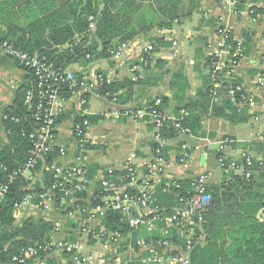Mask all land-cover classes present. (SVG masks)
I'll list each match as a JSON object with an SVG mask.
<instances>
[{"label":"built area","instance_id":"2783aa9c","mask_svg":"<svg viewBox=\"0 0 264 264\" xmlns=\"http://www.w3.org/2000/svg\"><path fill=\"white\" fill-rule=\"evenodd\" d=\"M235 4L234 0H226ZM177 22L171 29H165L164 41L171 45L173 55L178 54L176 35ZM88 30H96V19L88 17ZM216 38L208 42L207 49L212 62L208 65L209 89L208 98L211 103H217L221 89L226 87L225 96L235 106L238 112L256 105L254 96L247 93L241 85H230V80L239 62L245 57L242 44L235 43L233 47L231 35L226 28L219 27ZM141 47L140 54L131 66L135 72L140 65L147 67L156 57L154 44H139L123 42L109 47L107 54L113 61H121L123 57L133 61L128 51ZM0 54L25 69L32 78L31 86L23 96V106L28 111L27 116L8 117L3 115V121L11 124H23L20 137L28 144V156L25 161L6 174L0 180V209L13 184L18 183L22 191L27 190L21 201L13 205L15 219L22 217L43 218L52 220L59 216H78L77 234L88 236L91 232L88 223L102 221L108 212L118 213V221L130 231L143 233L137 241L139 248L138 264H190V254L193 249L203 244L204 236L201 229L203 215L210 207V195L207 188L213 182L210 171H198L193 167L191 141L210 146L208 139H200L193 135L183 122L189 113L180 110L175 115H169L161 107V101L155 99L151 106L143 109H111L104 117L119 120L121 116L145 118L154 128L151 160L144 170L134 165L135 156L126 159L120 174L115 171H102L94 179L88 171L87 133L90 123L87 119L78 120L73 127V147L57 146L58 120L64 111V102L60 94L67 90L70 98L94 94L107 103L117 104V95L109 91L100 93L115 81L110 74L84 72L74 75L67 69L55 68L45 57L30 54L17 48L12 42L0 39ZM90 59V55L85 56ZM138 63V64H137ZM140 79L131 76L132 82ZM264 74L258 76L256 83L262 86ZM225 84V86H223ZM69 98V99H70ZM173 125L184 142L176 141L174 162L181 168L182 176H169L168 163L164 152L168 148V140L162 136L166 125ZM261 139L264 144V121L261 124ZM8 134V132H6ZM186 140V141H185ZM226 141H216V160L225 178L241 177L247 179L252 171L253 159L242 155L240 161L226 155ZM48 160H50L48 162ZM5 173L6 166L0 165ZM185 181V182H183ZM95 184V186H93ZM39 192H35V188ZM87 194V207L81 206L80 195ZM160 194H169L174 203L169 208L160 201ZM84 216V218H83ZM98 231V239L103 240L102 248L114 252L118 248L123 234L119 231L108 233L103 224ZM62 228L55 225L50 240L41 244L24 247L10 260L11 264H32L46 261L55 252L67 253L69 258L62 264H86L87 256L80 250L79 242H68L65 236H60ZM65 231V230H64ZM75 232V231H74Z\"/></svg>","mask_w":264,"mask_h":264},{"label":"crops","instance_id":"0c3cea01","mask_svg":"<svg viewBox=\"0 0 264 264\" xmlns=\"http://www.w3.org/2000/svg\"><path fill=\"white\" fill-rule=\"evenodd\" d=\"M234 1H236L235 4L227 3L226 0H203L198 12L177 24L174 36L179 49L177 55H173L171 45H164L169 44L164 41L167 37L164 30H155L129 41L131 44L134 42L143 45L151 43L157 50L162 43L164 45L163 52L156 51V57L161 54L160 60L151 61L145 68L138 65L139 68L135 72L132 71L131 66L136 63L135 60L139 57L141 47L128 51V54L134 58L133 61L125 56L118 62L112 59L111 61L101 59L91 64L80 62L68 66L67 71L74 75H81L84 72L104 73L110 74L115 81L130 80V77L135 75L142 80L154 76L157 85L153 89L151 88L154 85L151 84L140 87V91L138 87H135L129 96L121 91L120 94L127 95V103L122 105L112 102L109 104L92 93L87 94V101L79 96L67 99L64 102L63 114L58 120L56 145L73 147L72 134L75 123L83 117L97 118L98 121L90 125L87 133L90 142L88 152L94 155L90 158L87 153L90 178L95 180L102 171L120 172L126 159L132 154L135 156L134 165L144 170L151 160L155 145L154 128L149 120L130 116H121L119 120H112L105 118L104 113L110 109L111 112L114 109L123 108L143 109L148 105L147 103L155 100L154 95L157 92H161L169 98L171 105V108L163 110L167 114L174 108L179 109L178 112L185 110L189 113L184 108L185 105H192L195 108L194 113L202 114L201 131L198 135L192 134L200 139H208L213 144L207 147L204 143L191 141V163L193 167H198V171H210L213 174L214 183L224 179L216 160L217 146L214 144L216 141L229 142L225 145V153L231 159L240 161L242 155H249L253 161H261L264 156V144L261 139V124L264 121V82L262 86H259L256 79L264 74V0ZM219 27L226 28L232 41L240 42L247 50L246 56L239 62L232 78L227 82L230 85L232 83L241 85L247 93L254 96L256 105L253 108H245L238 112L234 104L225 96L226 87L221 89V96L217 103H211L209 100L205 110L203 109L205 107L201 105L205 89L209 86L207 46L208 42L216 38L215 34ZM3 31L5 27L0 24V33ZM159 39L161 42L157 41ZM27 79L28 74L24 70H21L14 61L0 54V153L8 146L3 115L14 105L17 92L27 83ZM90 100L96 104L95 109L91 107ZM225 100L233 104L237 113L224 108L219 116H212L213 108L222 107ZM175 144H177L176 141L168 140L167 172L169 176L180 177L182 170L174 162ZM92 168L94 172L91 173ZM160 201L167 208L174 203L169 194H160ZM77 215L74 216L76 220L65 216L44 220L53 221L54 226H60L62 231L59 235L65 236L68 242H79L80 252L88 258L86 264H128L133 261L138 264L137 241L143 237V233L127 232L114 252L107 251L102 248L103 240L97 237L100 226L103 224L102 221L88 223L90 234L80 236L76 233L78 231L76 227L75 229L67 227L70 223L74 226L79 223V212ZM19 221L20 218H17L16 222ZM72 231L76 234L74 240L68 239ZM65 259L66 255L55 252L43 262L44 264H62ZM32 264L42 263L33 262Z\"/></svg>","mask_w":264,"mask_h":264},{"label":"trees","instance_id":"16d2710c","mask_svg":"<svg viewBox=\"0 0 264 264\" xmlns=\"http://www.w3.org/2000/svg\"><path fill=\"white\" fill-rule=\"evenodd\" d=\"M202 1L3 0L0 2V24L5 27V31L0 33V39L12 42L22 51L45 57L55 68L66 69L75 63L91 64L109 58L107 54L109 47L132 41L140 35H146L155 30L171 29L175 21L180 24L198 12ZM89 16L96 19L94 32L101 39L99 52H96V45L87 44V40L92 36L88 30ZM75 41L78 45L74 46ZM157 41L161 42V39ZM229 43L235 46L232 38ZM244 47L242 45V52L246 56L247 50ZM86 55H90L91 60L86 59ZM211 62L212 58L208 56L207 64L210 65ZM17 66L28 74L27 83L18 90L14 105L4 114L8 117L25 115L27 119H30L28 111L23 106V96L31 86L32 78L30 73L18 64ZM155 79L154 76H150L147 80L137 79L134 82L129 79L113 81L100 93L109 91L111 98L112 95H117V103L122 105L127 103V95H131L135 87H138V91L140 87H146L149 84L154 85L151 89L155 88L157 85ZM150 80L153 82H149ZM208 89L209 86L206 87L202 97L201 105L205 107L204 110L209 104ZM121 91L127 95L120 94ZM60 97L67 100L70 98V92L64 90ZM82 98L87 101L88 95H83ZM154 98L161 101L162 110L171 108L169 98L164 93L157 92ZM147 104L151 106L153 101ZM184 108L190 114L183 122V127L198 135L201 131L202 114L194 113L195 108L192 105H185ZM224 108L237 113L233 104L225 100L222 107L213 108L211 115L219 116ZM178 110L172 109L169 115L177 114ZM83 118L90 124L98 121L97 118ZM4 124L5 131L8 132V146L0 153V165L6 166L7 171L4 173L0 169V180L20 166L28 156V144L20 137L24 122L14 125L5 121ZM162 136L167 140L184 142V139L178 133L175 134L169 125L163 129ZM168 150L169 148L164 152L165 158H167ZM90 171L92 173L94 169ZM251 171L247 179L224 177L221 182L208 186L210 207L203 215L201 224L204 241L191 252L190 264H264V156L261 161H253ZM114 174L120 173L115 171ZM35 192H39L38 187L35 188ZM28 193L27 190L22 191L18 183L13 184L0 209V264H11V258L24 247L48 241L53 231V221H45L43 218L22 217L18 223L16 222L13 205L21 201ZM80 199L81 206L87 207V194L82 193ZM217 214L223 215L224 218L221 221L228 220V223H214L211 218ZM118 219V213L108 212L102 220L106 231L108 233L119 231L123 235L130 232L119 223ZM67 227L75 229L76 225L70 223ZM75 237L76 234L72 231L68 239L74 240ZM62 254L66 255V260L69 258L67 253ZM128 264H137V262Z\"/></svg>","mask_w":264,"mask_h":264},{"label":"rangeland","instance_id":"374dc122","mask_svg":"<svg viewBox=\"0 0 264 264\" xmlns=\"http://www.w3.org/2000/svg\"><path fill=\"white\" fill-rule=\"evenodd\" d=\"M19 1H24V0H19ZM7 3V2H6ZM10 5V4H9ZM91 34H92V36L87 40V44H90L91 43V45L93 46H95L96 45V52H99L100 50H101V39H100V37L98 36H96L95 35V32L94 33H92L91 32ZM75 45H78V42L77 41H75L74 42V46ZM163 45V44H162ZM162 45L161 46H158L159 48H158V50L157 51H160V52H163L162 51V49L164 48V45H163V47H162ZM160 58H161V54L159 55V56H157V57H155V58H153L152 59V61L153 62H157L158 60H160ZM91 60V59H90ZM102 60H108V61H111V57H110V55H109V58H105V59H102ZM88 64V63H87ZM90 102H91V107L93 108V109H95L97 106H96V104H94V102L92 101V100H90ZM88 155H89V157L91 158L92 156H94L93 155V153L92 152H88ZM228 214H230V215H232L231 213H228ZM75 220H76V218L75 217H73ZM222 218H224V216L223 215H218L217 214V216H214V217H212L211 218V220L214 222V223H216V224H226V223H228V220L227 221H221V219ZM228 225H230V223L228 224ZM78 227V224L76 225V228ZM130 259H132L131 257H130Z\"/></svg>","mask_w":264,"mask_h":264},{"label":"water","instance_id":"95a60500","mask_svg":"<svg viewBox=\"0 0 264 264\" xmlns=\"http://www.w3.org/2000/svg\"><path fill=\"white\" fill-rule=\"evenodd\" d=\"M169 126H170V128L173 130V132L175 133V134H177V131L173 128V125L170 123L169 124ZM203 160V159H202Z\"/></svg>","mask_w":264,"mask_h":264}]
</instances>
